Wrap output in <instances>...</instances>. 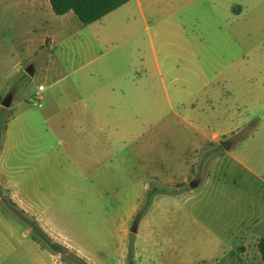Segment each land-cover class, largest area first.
I'll use <instances>...</instances> for the list:
<instances>
[{
    "label": "rangeland",
    "instance_id": "1",
    "mask_svg": "<svg viewBox=\"0 0 264 264\" xmlns=\"http://www.w3.org/2000/svg\"><path fill=\"white\" fill-rule=\"evenodd\" d=\"M214 7L199 0L181 28L127 23L121 9L103 26L69 24L33 55L44 33L32 7L0 0L1 175L45 219L0 186V264H128L130 252L136 264H264V179L249 170L264 177V0H224L219 20ZM224 83L237 95L232 113L188 115ZM201 122L233 129L205 140ZM13 210L67 252L35 240Z\"/></svg>",
    "mask_w": 264,
    "mask_h": 264
},
{
    "label": "crops",
    "instance_id": "2",
    "mask_svg": "<svg viewBox=\"0 0 264 264\" xmlns=\"http://www.w3.org/2000/svg\"><path fill=\"white\" fill-rule=\"evenodd\" d=\"M212 1L215 4V7L212 9V13L215 15L216 20H219L217 17L219 16L220 9L218 10V8L221 4L222 5L224 4V0H212ZM27 2L32 7L34 15L38 18L37 20V23L39 24L38 28L41 29L44 33V35H42V42L40 46H38L33 51V55H36L37 52L45 53V52H49L50 49H54V47H56V45L60 41L61 33H65L64 29L69 24L72 25L75 24L76 21L79 22V20L76 18L74 13H68L64 16H57L54 13L49 0H27ZM198 3L199 0H133L130 3L126 4L125 6L119 8L117 11L111 13L100 22L97 23L95 22V23L99 24V26H103L104 22L108 21V19L112 17V15L116 14L119 10L122 9L132 14L130 15V17H128L127 23L130 22L136 23L137 21H140L146 25L150 23H157L167 28L170 27L181 28L182 25L185 24V22H187L189 19H192L191 18L192 16L195 17L197 16L196 12L198 10ZM241 11L242 9H237V11L234 12V14L236 16H239L241 15ZM49 40L52 41L50 47L46 48L45 50L43 49L41 50L40 48L46 47L45 42ZM194 42L202 45L204 43H207L208 40L205 39L203 35H199V37H194ZM47 69H48L47 71L51 70L48 67ZM47 71L44 74L48 73ZM100 74L97 75L98 78L101 77ZM89 76L92 79V82H94V79L96 78L95 73L90 74ZM41 87L43 90L41 89ZM44 91L45 88L42 85H40L38 94L41 95L40 92H44ZM236 97L237 95L231 93L228 89H226L225 83L222 86L219 84L214 85L210 89L208 98L206 99V101L202 103L203 107L201 105H198V103H191L190 109L188 110L189 111L188 115L190 116L198 113L200 118L204 119L205 121L215 119L218 120V122H221L222 117L220 111L224 110L225 113L226 112L232 113L234 109L232 110L233 105L231 103H233V100ZM218 100L220 102L217 104ZM223 100L225 101L224 107L220 105ZM229 104L231 105L230 108L228 107ZM92 122L94 123L95 126L98 125L103 126L100 128L101 133H104V131H106L108 124L105 121L103 120L100 121V119L94 118ZM105 125H107L106 128L104 127ZM200 125L201 126L200 128H198L199 129L198 133L200 132L201 133L200 135L205 140L215 139L216 136L218 135V132L231 131V129H233L230 128L227 130L224 129L217 130L216 128L218 127H214V126L211 127L209 125L203 124L202 122L200 123ZM225 127L226 126H224V128ZM89 132H90L89 135H93L96 140L95 136H98L96 127L95 129H93L90 126ZM4 149H5V144L3 149L0 151V157ZM230 155H232V153H228L227 156ZM238 163L243 165L241 161H238ZM1 170L2 168L0 162V186L1 188L6 189L9 198L13 201V204L16 205V207L21 212H23L25 215L29 217L44 219L42 215L31 210V206H29V201L26 199V196L22 194V191L20 190L19 186H17V184L14 181H11L10 179L5 180L2 178ZM249 170L256 178L262 180L264 179V177H262L263 174H260L253 169H249ZM33 247L38 251H40L38 244H36L35 242L33 243Z\"/></svg>",
    "mask_w": 264,
    "mask_h": 264
},
{
    "label": "trees",
    "instance_id": "3",
    "mask_svg": "<svg viewBox=\"0 0 264 264\" xmlns=\"http://www.w3.org/2000/svg\"><path fill=\"white\" fill-rule=\"evenodd\" d=\"M133 0H49L50 5L54 13L57 16H64L68 13H74L79 22L84 26H90L93 23L100 22L111 13L117 11L122 6L130 3ZM0 140L2 141V135L0 134ZM153 192H157L153 190ZM153 192L148 193L146 206L138 213L137 221H139L152 205ZM14 214H18L20 218L25 220L33 229L35 240L51 248L55 252L66 253L64 246L59 245L52 241V239L46 235L38 223L32 219H28L22 213L13 210ZM258 250L264 263V238L260 240L258 244ZM74 261L69 264H89L84 258L78 255L73 256ZM134 253L130 252L128 257V264H136L134 260Z\"/></svg>",
    "mask_w": 264,
    "mask_h": 264
},
{
    "label": "water",
    "instance_id": "4",
    "mask_svg": "<svg viewBox=\"0 0 264 264\" xmlns=\"http://www.w3.org/2000/svg\"><path fill=\"white\" fill-rule=\"evenodd\" d=\"M34 72H35V70H34L33 66L29 67L26 70V73L29 76H31V77L34 75ZM13 98H14V94H9L6 98H4L3 101H2V107L3 108H9L11 106V104H12V99ZM223 146H224L225 149H229V145L228 144H223ZM198 185L199 184L196 181H194V182H192L190 184L191 188H195V187L197 188ZM131 232L136 233L137 232V228L134 227Z\"/></svg>",
    "mask_w": 264,
    "mask_h": 264
},
{
    "label": "built area",
    "instance_id": "5",
    "mask_svg": "<svg viewBox=\"0 0 264 264\" xmlns=\"http://www.w3.org/2000/svg\"><path fill=\"white\" fill-rule=\"evenodd\" d=\"M41 89H42V87H41ZM43 90V89H42Z\"/></svg>",
    "mask_w": 264,
    "mask_h": 264
}]
</instances>
